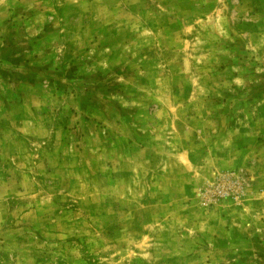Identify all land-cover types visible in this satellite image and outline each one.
I'll list each match as a JSON object with an SVG mask.
<instances>
[{
	"label": "rangeland",
	"instance_id": "obj_1",
	"mask_svg": "<svg viewBox=\"0 0 264 264\" xmlns=\"http://www.w3.org/2000/svg\"><path fill=\"white\" fill-rule=\"evenodd\" d=\"M0 264H264V0H0Z\"/></svg>",
	"mask_w": 264,
	"mask_h": 264
}]
</instances>
